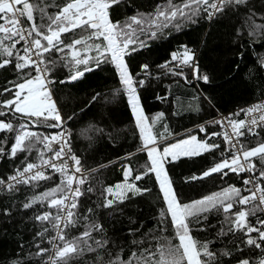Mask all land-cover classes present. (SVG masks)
<instances>
[{"label":"snow or ice","instance_id":"6c2138e0","mask_svg":"<svg viewBox=\"0 0 264 264\" xmlns=\"http://www.w3.org/2000/svg\"><path fill=\"white\" fill-rule=\"evenodd\" d=\"M122 2L64 0L61 5L53 3L49 6L42 0H0V69L11 64L17 73V79L0 90V96H8L0 100V133L4 134L0 138V159L7 156L14 160L20 153L25 154L20 166L14 167L6 178L0 177V193L18 192L20 185L35 188L40 181L51 180L53 174H59V183L55 187L34 194L23 203L24 209L40 206L32 217L41 225L34 244V255L43 257L40 264H73L75 261L84 264L85 256L92 257L91 264H220L219 256L210 249L209 242H200L191 234L194 228L207 221V214L212 212L223 217L218 235L231 236L237 252L245 249L258 252L257 258L242 257L236 264H264V136L260 135V130H264V100L207 122L219 125L224 129L222 132L209 133L204 139L189 135L161 150L157 145L158 136L167 139V127L164 126V132L154 134L137 93V86L143 87L151 75L149 65H141L144 75L137 80L125 61V56L147 47L140 36L154 39L165 29L179 31L188 23H196L198 18L211 22L222 14H239L243 19L236 30L237 35H241L243 29L249 37H264V13L250 6V0H162L151 12H138L123 22L113 21L110 9ZM49 7L55 11L49 13ZM78 29L80 34L77 36ZM68 33L73 36L65 42L63 37ZM53 50L67 61L66 67L75 68L68 81H75L85 71H92L90 61H94L96 67L101 60L115 64L142 139L139 150L146 151L149 159L148 165L139 172H135L130 163L122 164L123 183L104 186L97 182V186H93L88 177L99 169L85 170L81 159L72 151L71 133L65 130L66 121L53 98L52 85L56 81L52 71L56 61L45 56ZM171 62L176 64L170 71L185 81L188 77L183 67L190 68L196 79L204 82L209 79L200 73L195 52L187 45L183 46L181 54H172L171 61L160 67L168 68ZM258 63L264 69V57H259ZM25 69L30 71L25 72ZM68 81L61 80L60 83ZM241 113L244 119L232 118ZM162 118L163 113L153 118V122ZM40 128L60 131L45 133L37 130ZM199 131L206 133L207 129L201 126ZM8 134H12V143L6 151ZM246 136L248 139L242 140ZM214 137L222 138L225 145L219 159L200 174L187 177L186 181L203 180L214 174L223 179L229 173L237 176L248 173L242 179L244 187L228 185L200 199L182 202L173 187L166 162L219 150L220 144L214 141ZM33 152L36 153L35 159L30 160ZM132 155L128 154L129 160ZM149 174L158 181L166 204L159 213L157 228L160 235H152L155 243H149L147 238L134 239L132 244L136 250L131 251L127 259L120 255L113 258L108 251L109 241L104 236L106 229L93 218L95 209L90 207L79 213L80 198L99 191L101 202L96 207L113 209L114 205L129 198L128 193L135 196L150 192L149 188L135 183ZM4 214L8 215L9 210L5 209ZM77 227L82 228L79 234L69 236L68 231ZM169 229L171 235H164ZM49 231L53 233L51 236L46 235ZM136 231L139 230H130V234ZM44 242L48 248L41 246ZM101 253L109 258L104 260ZM219 255L231 256L232 253L224 251Z\"/></svg>","mask_w":264,"mask_h":264},{"label":"trees","instance_id":"16d2710c","mask_svg":"<svg viewBox=\"0 0 264 264\" xmlns=\"http://www.w3.org/2000/svg\"><path fill=\"white\" fill-rule=\"evenodd\" d=\"M161 2L162 0H123L121 4L110 9V16L113 21L123 22L138 12H151ZM42 3L49 6L53 3L61 5L64 0H42ZM250 6L257 12L264 13V0H250ZM48 11L52 13L55 9L49 7ZM240 11L243 12L244 9ZM242 19L239 14L227 13L211 22L198 18L196 23H188L179 31L172 28L165 29L162 35L158 33L157 38L154 39L140 36L141 40L146 41L147 47L138 48L131 55L125 56L134 79L143 77L141 65H149L151 75L146 78L143 87L137 86V93L144 114L153 126L154 134L164 132V126L167 127V139H160L158 136L157 143L162 144L171 139L176 141L184 135L196 133L198 138L204 139L209 133L220 132L218 126L208 124L204 126L207 132L203 133L199 131V126L206 124L218 113L230 112L264 96V69L258 63V58L264 57V46H262L264 37H249L247 31L243 29L242 34L237 35L236 30L242 25ZM39 22L37 15V23ZM79 34L78 29L76 35ZM72 36V33H68L63 38L68 42ZM184 45L195 52V62L199 66L200 73L209 77L207 82L194 78L192 70L188 67H183V72L188 77L187 81L181 76L174 75L170 69L176 62H171L168 68L160 67L165 62L171 61L172 54H181ZM45 56L56 61L52 71V77L56 81L52 85L53 98L66 121L68 132L71 133L72 151L81 159L85 170L99 169L89 176V183L93 186H97V182L104 186L123 183L122 164L124 163H130L135 172L143 170L148 165L149 159L146 151L139 150L142 148V139L127 101V94L123 92V86L119 82V73L115 64L101 60L96 67L95 62L90 61L89 66L92 67V71H85L81 78L68 81L75 68L66 67L67 61L62 60L55 50ZM83 68L84 66L81 65L80 69ZM27 71L30 69H25V72ZM16 79L17 73L13 65L0 69V90L10 86L9 82ZM61 80L68 82L60 83ZM97 94H99L98 98L93 101V97ZM6 98L7 95L0 96V100ZM161 113L163 118L153 122V118ZM69 117L72 119L69 120ZM37 130L53 133L60 129ZM260 135L264 136V130H260ZM3 136L4 134L0 133V138ZM11 137L12 134H8L6 151L11 146ZM213 139L220 144V149L215 152L192 158L182 157L171 163L166 162L173 187L182 202L200 199L228 185H236L242 189L244 187L242 179L246 173H241L240 176L229 173L223 179L219 174H214L203 180L186 181L187 177L200 174L219 159V153L225 145L222 138ZM247 139V136L242 138V140ZM128 154H134L130 160ZM24 156V153H20L14 160L7 156L0 159V177L6 178L11 174L14 167L20 166ZM35 156L36 153L33 152L29 159L34 160ZM257 164L259 167V162ZM58 183L59 174H53L51 180L40 181L35 188L30 185H20L18 192L0 193V264H14V262L40 264L43 257L37 258L34 255L36 252L34 244L37 242L36 233L41 230V225L32 218L40 206L24 209L23 203L32 195L40 194ZM135 183L151 191L135 196L128 193L129 198L123 203L114 205L113 209L96 207L101 202L99 191L80 198L79 213H84L90 207L95 209L93 218L104 225L106 229L104 236L109 241L108 251L113 258L120 255L127 259L130 252L136 250L132 244L134 239L147 238L149 243H155L152 235H160L157 228L160 221L159 213L166 204L157 180L153 174H149ZM5 209L9 210L8 215L4 214ZM207 216V221L194 228L191 234L200 242H209L210 249L218 254L220 264H236L237 260L248 256L257 258V251L245 249L243 252H237L231 236L218 235L223 219L221 215L212 212ZM249 219L254 221L252 217ZM167 222L165 220V224ZM81 230L80 227L71 229L68 235H78ZM130 230L139 231L130 234ZM46 235L51 236L52 232L49 231ZM164 235L170 236L171 229ZM97 238L100 237L97 235ZM41 246L49 247L46 242ZM224 251H229L232 255L220 256L219 254ZM101 256L104 260L109 258L104 253H101ZM91 261V256L84 257V264H91ZM73 264H81V262L75 261Z\"/></svg>","mask_w":264,"mask_h":264},{"label":"built area","instance_id":"2783aa9c","mask_svg":"<svg viewBox=\"0 0 264 264\" xmlns=\"http://www.w3.org/2000/svg\"><path fill=\"white\" fill-rule=\"evenodd\" d=\"M260 100H264V96H260L259 98H257V99H254V100H252L251 102H247L245 105H243L242 107H239V108H235L234 110H232V111H230V112H227V113H223V112H221V113H218V114H216L211 120H214V119H221L222 117H227V116H229V114H232V113H236V112H240V110L241 109H243V108H246V107H248V106H250V105H252V104H254V103H256V102H258V101H260ZM233 119H244V114L243 113H241V115L240 116H233L232 117ZM210 121V120H209ZM206 125H208V123H206V124H201L200 126H199V128L201 127V126H206ZM212 126H218L219 127V131L220 132H222L224 129L223 128H221L219 125H216V124H211ZM65 130L66 131H68V128L65 126ZM60 131V130H59ZM71 163V162H70ZM82 167L84 168V166H83V164H82ZM248 175V173H246V176ZM89 178V177H88ZM20 187V186H19ZM247 194V193H246ZM53 234V233H52Z\"/></svg>","mask_w":264,"mask_h":264},{"label":"rangeland","instance_id":"374dc122","mask_svg":"<svg viewBox=\"0 0 264 264\" xmlns=\"http://www.w3.org/2000/svg\"><path fill=\"white\" fill-rule=\"evenodd\" d=\"M98 43L99 42H101V41H97ZM93 55H95V53H93ZM140 101V100H139ZM130 105V104H129ZM131 107V106H130ZM143 112H144V110H143ZM133 114V117H134V121H135V115H134V113H132ZM189 135H197L198 136V134L196 133V134H189ZM189 135H184L182 138H179V139H177L176 141H175V139H171L170 141H168V142H165V143H162V144H159V143H157V145L160 147V149L162 150V148L164 147V146H167L168 144H170V143H175V142H177L178 140H180V139H184V138H187ZM157 183H158V181H157ZM159 185V184H158ZM161 193H162V191H161ZM163 195V194H162Z\"/></svg>","mask_w":264,"mask_h":264}]
</instances>
